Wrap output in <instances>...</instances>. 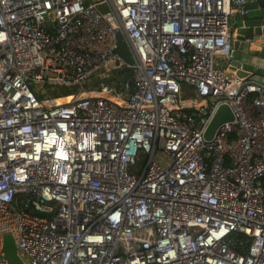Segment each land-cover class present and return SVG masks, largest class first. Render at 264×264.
Segmentation results:
<instances>
[{"label":"built area","instance_id":"2783aa9c","mask_svg":"<svg viewBox=\"0 0 264 264\" xmlns=\"http://www.w3.org/2000/svg\"><path fill=\"white\" fill-rule=\"evenodd\" d=\"M246 3L0 0V264H264V84L217 65Z\"/></svg>","mask_w":264,"mask_h":264},{"label":"water","instance_id":"95a60500","mask_svg":"<svg viewBox=\"0 0 264 264\" xmlns=\"http://www.w3.org/2000/svg\"><path fill=\"white\" fill-rule=\"evenodd\" d=\"M244 11L245 15L236 28L238 43L234 45L236 50L235 59H239V55H237L239 54L237 51L239 43L257 42L258 39L264 40V0H247ZM250 13L255 14L250 17ZM262 45L264 46V41H262ZM116 53L125 63L132 65L133 61L127 46L120 35H118V47L116 49ZM101 72L103 73L105 70H102ZM233 121L234 115L230 108L226 105L221 106L206 131L205 139L211 140L220 126ZM4 253L5 258L11 264H23L17 255L16 244L10 235H6L4 238Z\"/></svg>","mask_w":264,"mask_h":264},{"label":"crops","instance_id":"0c3cea01","mask_svg":"<svg viewBox=\"0 0 264 264\" xmlns=\"http://www.w3.org/2000/svg\"><path fill=\"white\" fill-rule=\"evenodd\" d=\"M254 14L255 13H250L249 15L252 17ZM242 19L243 15H241L238 8L235 7L231 17V34L234 39V45L238 43L236 28ZM262 41L264 40L258 39L257 42L239 43L237 49L239 52V54H237L239 55V59H234L232 62L218 59L217 65L223 68L229 77L238 76L245 80L264 84V46L262 45ZM240 64L243 65L242 70H239ZM184 89L187 91L188 88L184 87Z\"/></svg>","mask_w":264,"mask_h":264},{"label":"rangeland","instance_id":"374dc122","mask_svg":"<svg viewBox=\"0 0 264 264\" xmlns=\"http://www.w3.org/2000/svg\"><path fill=\"white\" fill-rule=\"evenodd\" d=\"M98 81V78H94L91 82H88L87 84L83 86H74V87H57L56 89H53L50 96H47L46 98H43L44 100L50 101L46 104H61L69 102L73 99H78L82 96L83 90L87 89V86L94 85ZM94 86H92L90 89L92 90ZM186 89V88H185ZM184 89V91H185ZM185 93H188L184 95V99L189 100V102L195 101V96L191 93V91H185ZM67 94V95H66Z\"/></svg>","mask_w":264,"mask_h":264},{"label":"trees","instance_id":"16d2710c","mask_svg":"<svg viewBox=\"0 0 264 264\" xmlns=\"http://www.w3.org/2000/svg\"><path fill=\"white\" fill-rule=\"evenodd\" d=\"M49 208H50L49 212H47V211H36L35 214H37L38 216H41V217L51 218L53 213L55 212V204H53V203L49 204Z\"/></svg>","mask_w":264,"mask_h":264}]
</instances>
